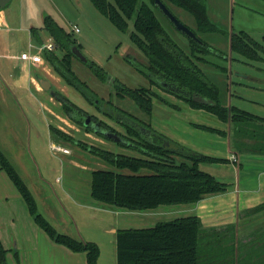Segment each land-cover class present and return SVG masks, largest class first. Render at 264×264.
<instances>
[{
    "label": "rangeland",
    "instance_id": "374dc122",
    "mask_svg": "<svg viewBox=\"0 0 264 264\" xmlns=\"http://www.w3.org/2000/svg\"><path fill=\"white\" fill-rule=\"evenodd\" d=\"M220 1L221 0H207L210 16L214 21L227 28L231 33L238 27L236 22L237 14H232L230 10L229 24H224L222 18L219 17L218 5ZM229 1L234 2L235 9H237L236 0ZM25 2H32L36 5V9H39L40 16L42 17V22L40 23H43V25L45 16L47 15L51 16L59 25H62L70 34V37L80 45V50L84 56L98 65V67L105 70L110 76L109 81H104L100 78L95 69L87 63L88 61L86 62L78 56L72 57L71 60L75 74L81 81L89 86L92 93L95 94H93L94 98L92 99L93 102H91V96L87 95V93H85V95L82 94L65 79L62 80L65 84H63L65 89L62 90V94L64 93L72 102L83 110L81 118H78L82 120L81 122L69 118L63 111L62 105L58 100H54V103L51 104L50 114H48L44 106L41 105L42 96L45 97V102L47 104V99L53 94L52 91H61L58 86L55 85L52 86L51 91L45 90L42 92V96L34 90H28L26 94L28 100L24 102L25 106L28 108L27 111L24 112L20 109V113L18 114V111L13 108L11 114H9V121L11 123H9L7 127H3L2 124L5 123V125H7L6 121L8 118L0 110V148L10 158L22 178L30 183L29 185H32L29 180V173L31 170H35L36 175L40 176V179L42 178L41 180H44L47 186L54 188L56 184L61 183L64 188L70 189L75 195L80 196L79 193L81 190H77L79 181L86 180L88 177L91 180V171L93 169H109L125 173L131 172L130 169H119L106 160L97 157L98 155L91 151V146L133 156H141V152L137 148H134L133 145L120 144L113 139H107L97 134L90 128H86L84 126V121L87 117L95 119L96 122L102 124L104 129L118 133L126 138L127 141L129 139L130 141H135L138 138L132 135L128 130V126L120 120L122 119V121L126 120L128 122V117L130 118L132 116L144 122L145 126H149L148 124H150V127L157 133L164 136L166 135L168 138L170 137V139L172 138L182 143V145H187V147L190 143L206 147L207 150L210 151L209 153H217V151H220L219 148H215L217 146L216 144H209L208 142L210 136L218 138L216 134H213L216 133V131L207 130L203 128V126L221 128L224 126L223 120L213 112L204 108L192 106L185 99L173 93L168 85L164 87L162 83L158 84L152 82L148 76L138 69L139 67L145 70L142 64H147V59L131 37L132 32L135 30L133 20L129 21V29L124 31L116 26L106 15L101 13L92 0H25ZM169 8L187 26L191 29H197V24L192 14L170 3ZM154 9L165 27L171 32L173 38L183 47L186 53H190L191 50L188 37L177 30L175 25L157 5L154 6ZM233 16L234 21L232 18ZM252 18L253 16L249 19V24L251 26L264 27V22L256 21ZM76 26L79 28V31L75 30ZM256 33V35H258V32ZM202 37L209 45L211 44L212 53L205 55L200 54L203 60L195 59V61L207 77L220 87L222 102L229 106L231 103H240L251 109L259 108L255 104H252V100L250 99H264V90L259 91L250 86L244 88L232 82V80L236 82L239 80L237 79L238 71L247 73L244 75L249 76L259 73L256 69L252 68V66L234 60V58H240L241 60H246V62L251 63H253V61H247L246 57H242L240 54L234 52L229 46L228 38L223 34L207 33L203 34ZM261 37L262 36L258 35L257 40L263 43ZM27 42L28 40L24 35L19 37L21 48L26 47ZM56 46L57 44L55 45V51L60 57L68 53V50L61 47L56 48ZM73 48L74 46L72 49ZM256 64L261 65L260 63ZM222 67H228L229 72H226ZM115 79H118L128 87V89L148 90V94L153 103V113L151 115L148 114L138 105L137 101L132 96L129 94L126 95L122 90L118 89L114 82ZM246 80L250 85L252 84L251 80H248V78H246ZM238 92L243 93L244 97L248 99H236L235 94ZM6 93L7 96H10L9 92L6 91ZM0 95L3 96L1 91ZM0 105L4 108L3 104ZM11 105L14 107L13 102ZM47 114L52 124L63 128L61 130L70 134L72 137V140H61V142L64 143L63 145L56 143L68 148L70 151L72 149V154L65 155L66 160L63 159L62 161V156L60 157V155H62L61 153L56 155L58 150L53 152L50 149L51 141L46 129ZM252 123V125L249 124L246 126L250 128V131H248L251 133H253L254 130H259L260 126L255 124L256 122ZM138 126L142 133H147V136H149L150 131L146 130V127L143 125ZM1 130L4 134H1ZM261 132L263 136L264 130H261ZM261 132L259 131L258 134H261ZM218 134L223 135L224 133L219 132ZM150 135H152V132ZM34 140H37L36 146L37 149H39L37 154L31 151ZM220 140L222 141V145L227 142L225 136ZM81 142L90 147L83 146ZM128 143L130 144V142ZM261 144H263V142ZM224 148L225 146H222V151ZM79 154H83V156L80 157ZM21 159H23L24 162H22ZM26 160L30 162V167ZM82 164L85 165L86 168H84ZM140 173H152V170L143 168ZM83 183L86 185L88 181H84ZM32 187L33 191H36L33 185ZM36 199L39 201V211L43 213L46 210L40 196L38 195ZM184 205L185 204L162 205L159 209L155 211L151 210L150 212L149 210H129L114 207V209L119 210L117 216H113L111 213L107 215L113 218L114 225L119 229L146 228L152 227L160 221H169L184 216L185 214H183L184 212L181 209H176ZM6 206L16 208L20 219H22V211L28 214V216H31L27 213L26 201L23 196L19 194L16 185L7 175L6 171L0 168V207ZM51 219L53 221V218ZM49 221L51 222L50 219ZM86 225L88 226V230L100 237L98 240L102 243L107 258L110 256L111 258L115 257V234L105 230V227L109 225L107 219L104 218L100 226H97L95 229H93L95 226L92 225L91 220ZM60 227L61 228L58 230L59 232H69V235L75 238H81V232L74 224H71L69 228ZM85 233L89 234V231ZM31 234H33V232H31ZM46 240L48 239H46L45 235L40 233L37 239L38 246L46 247ZM204 240L205 237H203L202 241ZM40 242H43V245H40ZM208 247L210 246H206L203 243L201 252L203 254H205V252L208 253V250L211 249ZM231 249H233L232 245L227 247L224 243L216 247V252L221 254L222 251ZM20 253V263L16 262L14 257L8 256L9 263H36V253L30 248H26L20 251Z\"/></svg>",
    "mask_w": 264,
    "mask_h": 264
},
{
    "label": "trees",
    "instance_id": "16d2710c",
    "mask_svg": "<svg viewBox=\"0 0 264 264\" xmlns=\"http://www.w3.org/2000/svg\"><path fill=\"white\" fill-rule=\"evenodd\" d=\"M92 1L101 13L124 31L129 29V21L133 20L135 30L131 37L147 59V64H142L145 70L136 66L152 82L158 84L164 82L173 93L192 106L213 112L223 121H232L237 134L246 130V134L261 136L264 141V134L262 136L261 132L264 130L263 124H260L259 130H254L253 133L246 127L256 120H263L236 106L224 104L220 87L207 77L195 61V59H202L200 54L212 53V46L203 39V34L219 33L230 36L227 28L211 19L207 0H162L168 7L169 3L173 4L195 18L197 29L192 30L199 37L200 42L188 38L190 53L185 52L156 14L154 9L156 0ZM44 23L61 48L68 50V53L62 57L47 50L45 55L48 61L63 79L82 94L87 93L91 96L90 99L93 102L94 93L91 88L81 81L73 70L71 59L77 55L72 47L80 48V45L51 16H46ZM230 45L233 51L247 58L264 57V44L244 31L233 32ZM87 63L95 69L102 80H110L105 70L90 60ZM114 82L123 93L132 96L144 111L150 115L153 113V103L148 90L128 89L118 79ZM54 96L61 101L65 112L72 120L82 121L78 118H81L83 110L77 104L59 91H56ZM120 121L127 125L131 134L138 139L135 141L129 139L130 144L119 143L133 145L142 155H126L91 146V151L100 158L119 169L131 170L129 173L109 169L93 170L91 195L96 202L111 207L145 211L162 205L197 203L208 195L225 193L228 190L226 183L200 168L201 162H225L226 159L194 151L157 133L150 124L145 126L144 122L135 117H128V122L122 119ZM138 125L146 127L152 135L147 136V133H142ZM203 128L223 133L212 127L203 126ZM259 131L261 134H258ZM52 132L60 139L72 140L70 134L55 126H52ZM96 133L110 139L102 133ZM81 144L90 147L82 142ZM261 151L264 153V142ZM0 165L21 192L35 221L50 237L74 251L85 252L88 264H98L99 244L59 232L39 211L31 189L1 148ZM143 168L152 170V173H140ZM263 208L264 203L257 207L258 210ZM205 232L202 219L197 215L160 221L152 227L118 229L117 264H235L234 249L224 251L226 256L229 255L224 258L216 256L217 253L213 249L205 254L201 252ZM7 253L8 250L0 239V264H10Z\"/></svg>",
    "mask_w": 264,
    "mask_h": 264
},
{
    "label": "crops",
    "instance_id": "0c3cea01",
    "mask_svg": "<svg viewBox=\"0 0 264 264\" xmlns=\"http://www.w3.org/2000/svg\"><path fill=\"white\" fill-rule=\"evenodd\" d=\"M235 3H237V9H235L234 2H230L229 0H221L218 5L219 17L222 18L224 24H229L230 10L232 14H237V29L233 30L230 36H225L228 38L230 48L231 34L241 31L248 33L255 40H257L258 35L262 36L263 43L259 40L257 41L264 44V27H254L249 24L251 16H253L252 19L256 21L264 22V0H236ZM232 18L234 21V16ZM40 22H42V17L40 16L39 9L37 10L36 5L32 2L26 3L25 0H10L5 7L0 9V91L3 94V96L0 95V104L4 105V108L0 105V110L8 118L6 121L7 125L1 123L3 127H7L9 123H11L9 121V114H11L13 108L18 111V114L20 113V109L24 112L27 111L28 108L25 106L24 102L28 100L26 96L28 90H34L42 96V92L45 90L51 91L53 85L58 86L61 93L62 90L65 89L63 87V77L56 72L45 55L47 50L41 49V46L46 42H51L54 46L57 44L56 48L61 46L55 40L51 32L45 27V23L43 25V23ZM256 32H258V35H256ZM23 35L28 42L26 47L21 48L19 37ZM26 51L41 54L42 62L33 63L23 59L21 55ZM50 51L58 55L55 51V47ZM241 56L245 57L243 55ZM246 59L247 61H253L254 64L246 62V60H241L240 58H234V60L252 66V68L256 69L259 73L249 76L244 75L247 73L238 71L237 79L239 80L237 82L232 80V82L244 88L250 86L254 87L256 90L263 91L264 57L261 59L246 57ZM256 63H260L261 65H257ZM222 68L226 70V72H229L228 67ZM246 78L252 81L251 85ZM43 79L50 82V88H44L42 85ZM6 91L9 92L10 96H7ZM55 92L56 90L52 91L53 94L47 99V104L44 96H42L41 99V105L44 106L48 114L51 113V104L54 103V100H58L54 96ZM235 96L238 100L248 99L240 92L236 93ZM250 100H252V104H255L260 109H251L240 103H231L230 106H236L256 117H260L263 121L256 120L254 123L256 122L259 125H264V99ZM12 102L14 107L11 105ZM59 102L61 103V101ZM63 111L65 112L64 108ZM48 114L46 129L51 141L50 149L56 152L52 148L53 145L56 143L63 145L64 143L61 142L63 139L58 138L54 132H52V126L55 125L50 122ZM68 116L71 118L70 115ZM222 122L224 126L221 128L209 127L220 130L224 134H218L219 132L213 133L216 134L218 138L210 136L208 140L209 144H216L217 146L215 148H219L220 151H217V153H209L210 151H208L206 147L190 143L188 147L207 156L226 159L225 162H201L200 168L226 183L228 185V190L225 193L208 195L197 203L185 204L176 209H181L184 212L183 214H185L184 216L197 215L202 219L203 227L206 231L204 233V245H209L210 247L208 248L213 249L214 252H216V247L225 243L227 247L232 245L234 249L233 257L235 264H264V208L257 209L259 205L264 203V153L261 151L263 145L261 143L264 141L261 136L256 137L248 133L246 134L245 130H242L243 134H237L235 132V124L230 120ZM55 127L63 129L58 126ZM1 134H4L2 130ZM223 136H225L227 142L222 145L220 139L223 138ZM36 143L37 140H34L31 151L37 154L39 149H37ZM221 145L225 146L223 151ZM58 153L62 154L60 157L62 156L61 159L63 161V159L66 160L65 155L72 154L73 151L72 149L67 153L57 151L56 155H58ZM79 156L81 157L83 154H79ZM21 160L24 162L23 159ZM26 162L30 167V162L27 160ZM83 167L86 168L85 165H83ZM92 171L91 180L88 177L86 180L80 179L81 181H79L77 190H81L79 193L80 196L75 195L72 190L64 188L61 183L56 184L54 188L47 186L44 180H41L42 178L40 179V176L36 175L35 170H31L29 173V180L36 191H33L32 185H29L30 183L24 181L26 184L28 183L27 185L31 186L28 187L31 189L35 199L38 195L40 196L46 210L43 212L44 214H42L48 220H51L55 225L53 226L56 229L58 228L57 230L61 228L60 226L69 228L71 224H74L81 232V238L77 239L94 241L99 244L100 256L98 264H117V245L115 247V257L111 258L110 256L107 258L102 243L98 240L100 237L87 229L88 226L86 224H88L90 220L92 221V225L95 226L93 229H95L97 226H100L102 220L106 218L109 225L105 227V230L115 234L116 243V235L119 228L114 225L113 218L107 214L111 213L113 216H117L119 210L96 202L93 199L91 195ZM84 181H88V184L85 185L83 183ZM19 194L22 195L20 191ZM37 200L38 199H36V201ZM37 204L39 208V201H37ZM26 205L28 209L27 213L31 216H28V214L22 211V219L18 217V210L16 208L8 206L0 207V239L4 247L8 250L7 256L14 257L15 261L20 263V251L30 248L37 256L35 264H88L85 252L74 251L66 245L52 239L35 221L27 202ZM159 207L148 210L149 212L151 210L155 211L159 209ZM51 218H53V221ZM87 231H89V234L85 233ZM31 232H33V234H31ZM40 233L44 234L46 239H48L45 241L46 247L38 246L37 239ZM68 233L69 232L64 234ZM40 245H43V242H40ZM216 256L219 258L229 257V255L226 256V254H224V251H222L221 254L217 253Z\"/></svg>",
    "mask_w": 264,
    "mask_h": 264
},
{
    "label": "water",
    "instance_id": "95a60500",
    "mask_svg": "<svg viewBox=\"0 0 264 264\" xmlns=\"http://www.w3.org/2000/svg\"><path fill=\"white\" fill-rule=\"evenodd\" d=\"M9 2H10V0H0V9L5 7ZM156 5L165 13V15H167V17L175 25L177 30L184 33L188 38L194 39V40L200 42V39L196 35V33L189 26H187L185 23H183L162 0H156ZM73 51L82 60H84L86 62L88 61V58L86 56H84V54L81 52L80 48H78L77 46H74ZM42 85L44 86V88H47V89L50 88V86H51L50 82L46 79L42 80ZM85 125L87 126L88 122H86ZM93 129L95 132L102 133L105 136H107L108 138L115 140L116 142H120V141L123 142L124 141L122 136H120L118 133L110 132L106 129H103L102 127L99 126V124H97V126H95V128H93Z\"/></svg>",
    "mask_w": 264,
    "mask_h": 264
},
{
    "label": "built area",
    "instance_id": "2783aa9c",
    "mask_svg": "<svg viewBox=\"0 0 264 264\" xmlns=\"http://www.w3.org/2000/svg\"><path fill=\"white\" fill-rule=\"evenodd\" d=\"M76 31H79V28L76 26L75 27ZM54 45L50 42V43H45L41 46L42 50H53L54 49ZM21 57L25 60H29L33 63H40L42 62V56L39 53H31L29 51L23 52ZM54 150H58V151H62V152H70V150L62 145H58V144H54L52 147Z\"/></svg>",
    "mask_w": 264,
    "mask_h": 264
},
{
    "label": "flooded vegetation",
    "instance_id": "af4514ba",
    "mask_svg": "<svg viewBox=\"0 0 264 264\" xmlns=\"http://www.w3.org/2000/svg\"><path fill=\"white\" fill-rule=\"evenodd\" d=\"M161 83L163 84L164 87L167 86L166 83H164V82H161ZM86 122H88V125H87V126L90 127V128H92V129L95 128V126H97V124H99V126L102 127V128L104 129V127L102 126V124L96 122L95 119H93V118L87 117V118L85 119V121H84V126H86V125H85ZM93 130H94V129H93ZM120 136H121V135H120ZM122 138L124 139V141H123L124 143H126V142L128 143V142H129V140L127 141L126 138H124V137H122ZM120 142H122V141H120Z\"/></svg>",
    "mask_w": 264,
    "mask_h": 264
}]
</instances>
